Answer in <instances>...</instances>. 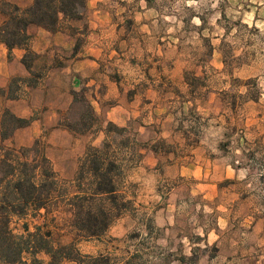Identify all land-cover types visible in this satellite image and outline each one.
Segmentation results:
<instances>
[{
  "label": "rangeland",
  "instance_id": "rangeland-1",
  "mask_svg": "<svg viewBox=\"0 0 264 264\" xmlns=\"http://www.w3.org/2000/svg\"><path fill=\"white\" fill-rule=\"evenodd\" d=\"M102 16L110 24L98 31L111 43L100 68L115 74L127 91L137 81L143 84V118L120 127L138 133L142 143L164 140L162 151L170 152L142 148V157L132 163L123 153L124 191L133 207L102 238L80 240L79 249L123 258L139 250L143 264H264V0H89L85 20L73 23L78 32L67 33L76 44L81 39L79 48L56 51L49 65L38 61L34 71L40 80L28 71L21 77L31 76L39 85L20 83L21 99L34 104L50 98L51 65L87 47L90 21ZM238 79L252 80V90L256 81L262 95L258 102L238 100V113L230 114L225 92H244ZM35 89L40 94L33 96ZM59 91L56 100L63 102L64 88ZM70 94L76 102L60 111L58 122L44 118L50 108L41 103L29 117L32 129L17 131L4 144L20 148L40 139L71 185L87 148L106 139L109 122L92 107L96 118L83 125L85 91ZM6 103L0 101V111ZM68 214H60L54 227L47 224L64 244L77 237ZM26 223L32 232L44 219L16 217V233H24Z\"/></svg>",
  "mask_w": 264,
  "mask_h": 264
},
{
  "label": "trees",
  "instance_id": "trees-1",
  "mask_svg": "<svg viewBox=\"0 0 264 264\" xmlns=\"http://www.w3.org/2000/svg\"><path fill=\"white\" fill-rule=\"evenodd\" d=\"M88 1L33 0L30 6L22 8L0 0V42L8 48L9 57H12L14 49L25 50L22 63L31 76L40 80L42 75L34 71L39 55L31 48L32 36L28 28L34 25L53 33L75 34L79 28L73 23L85 20ZM87 30L88 25H85V34ZM80 41L78 39L75 50L79 48ZM227 68L225 62V70ZM31 76H17L11 79L8 87L0 86V98L19 100L20 83L36 88L39 81L32 80ZM251 81H238L241 82L239 87L245 88L244 92L239 88L225 92L231 98V101L225 100V109L230 114L238 113L241 107L238 100L245 104L258 102L261 98L259 85L254 81V95L248 85ZM83 101L88 104L81 116L83 125H86L84 121L96 117L92 106ZM32 122V118L20 117L10 108L0 111V264H143L140 261L144 255L139 250L127 258L111 253L91 255L83 253L78 242L102 238L117 219L132 209L133 201L124 191L128 165L121 158L123 153L128 154L129 163H132L142 157V148L149 147L156 155L169 153L162 151L166 142L142 143L138 133L132 134L128 127L109 122L104 130L106 139L99 147L91 145L87 148L76 178L70 185L55 170L40 139L35 140L32 146L20 148L4 144L17 131L31 126ZM68 127L73 132L82 131L72 125ZM71 186L73 191L68 189ZM65 212L69 213L67 222L77 236L68 244L62 243L47 225L53 224L54 227L58 216ZM30 215L42 217L44 223L35 225L32 232L26 223L23 225L24 233H16L14 219Z\"/></svg>",
  "mask_w": 264,
  "mask_h": 264
},
{
  "label": "crops",
  "instance_id": "crops-1",
  "mask_svg": "<svg viewBox=\"0 0 264 264\" xmlns=\"http://www.w3.org/2000/svg\"><path fill=\"white\" fill-rule=\"evenodd\" d=\"M22 8H26L33 3V0H7ZM100 20V21H98ZM110 24L108 16H102L97 21H90L91 32L88 36L87 47L81 49L71 58V60L61 61L59 65H51L49 84L46 91L49 99L37 100L34 104H28V100L23 98L18 101L7 102L4 98L0 101H5V107L10 108L16 115L24 118L31 117L34 109H37L41 103L50 109L43 114L45 119L58 122L61 118L60 111H65V106H70L74 99L70 92L85 91V96L90 105L93 107L97 115H103L104 119L118 126H125L129 120L142 119L144 109L139 107L143 102L140 100V93L143 91V84L136 82L135 85L129 87L127 91L118 77L115 74L101 69V62L105 50H109L110 43L109 35L105 31H98L99 27L106 28ZM28 33L32 36L31 48L39 55L36 61H50L58 57L56 51L74 50L76 43L65 32H50L39 26H30ZM25 50L14 49L12 57H9V50L5 44L0 42V86L8 87L11 79L15 76H24L27 73L22 59L25 55ZM73 53V51H72ZM108 53V51H106ZM47 64V63H46ZM61 88V89H60ZM62 96L64 101L56 100V96L60 94L59 90H63ZM152 93H155L151 90ZM40 94L38 89L32 92L36 96ZM145 96V95H144ZM55 97V98H54ZM67 107V108H68ZM19 108L24 109L22 112ZM67 110V109H66ZM147 128V125H142V129ZM26 129H32L31 126Z\"/></svg>",
  "mask_w": 264,
  "mask_h": 264
}]
</instances>
